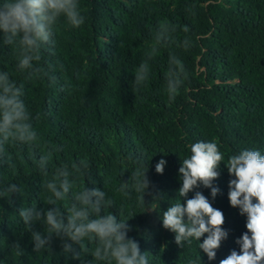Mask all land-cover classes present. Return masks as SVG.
<instances>
[{
    "label": "trees",
    "instance_id": "trees-1",
    "mask_svg": "<svg viewBox=\"0 0 264 264\" xmlns=\"http://www.w3.org/2000/svg\"><path fill=\"white\" fill-rule=\"evenodd\" d=\"M80 4L85 23L69 28L61 18L55 45L44 46L41 60L34 62L42 70L39 75L30 77L17 68L16 49L4 45L0 34V71L23 84L41 141L63 147L53 157L48 177L36 167L39 152L35 159L27 150L20 153L14 167L0 165V187L16 183L23 188L12 195L11 203L0 198V264H98L90 254L73 258L81 253L80 246L55 235L50 250L34 252L31 232L18 214L34 201L40 210L56 207L46 204L48 193L41 185L51 178L52 169L80 159H87L89 171L79 178V186L105 191L116 205L108 211L118 219L119 209L123 218L133 216L126 222L127 235L138 242L141 253H149V264H220L233 250L239 253L236 240L247 232V217L230 205L229 182L234 177L225 163L244 149L264 154V0H80ZM192 4L195 16L187 12ZM165 21L179 26V39L186 35L183 26H188L193 46L187 51L161 48L146 87L134 93L135 70ZM171 51L182 59L189 81L169 102L164 72ZM198 141L217 142L225 162L212 181L219 189L215 198L203 185L180 198L186 204L199 191L224 214L222 228L228 235L211 261L199 249L207 234L180 247L175 234L162 225L163 212L179 199L182 159ZM161 159L166 164L159 174L155 166ZM137 161L148 166L150 187L144 205L135 192L125 196L117 190L129 180ZM57 203L63 206L66 201ZM33 230L43 233L44 225L37 222ZM17 241L22 255L11 248ZM65 243L72 244L73 251L65 253Z\"/></svg>",
    "mask_w": 264,
    "mask_h": 264
},
{
    "label": "clouds",
    "instance_id": "clouds-1",
    "mask_svg": "<svg viewBox=\"0 0 264 264\" xmlns=\"http://www.w3.org/2000/svg\"><path fill=\"white\" fill-rule=\"evenodd\" d=\"M187 12L195 16L196 5L188 6ZM61 18L69 28L81 27L86 16L80 0L0 2L3 44L16 49L17 68L21 72H29L30 77L40 74L42 70L35 67L34 62L41 60L44 46L55 45L54 37ZM178 30V25L167 21L158 26L135 70L132 85L134 93H141L146 87L151 63L161 48L175 47L187 51L193 46L192 38L187 35L189 27L183 26L186 35L182 39L176 36ZM164 79L165 92L169 102H172L189 81V72L175 51L169 53ZM24 96L23 84L18 85L10 78L9 72L0 71V165L14 167L20 153L27 150L29 158L35 159L39 152L36 167L44 177H48L52 159L56 153L63 151V147L41 141ZM189 147L190 155L182 159L179 168L182 180L177 194L179 199L163 212L162 225L175 234V243L180 247L185 243L190 245L193 239L199 241L207 234L203 242L199 243V249L211 261L228 235L222 228L224 214L213 208L199 191L195 192L193 198L187 199L186 204H182L180 198H186L190 191L200 185L211 188V195L215 198L219 189L212 187V181L219 176L217 169L224 162V156L215 141H198ZM165 164L166 161L161 159L155 171L162 174ZM225 165L234 177L229 182L230 205L239 208L241 215H246L247 232L236 240L240 252L233 250L220 264H264V154L259 150L244 149L230 156ZM88 171L87 159L55 167L51 178H46L41 187L48 193L46 204L56 207L40 210L34 201L30 206L18 210L25 230L31 232L33 251L50 250V241L55 235L80 246L81 253H74L75 259H80L81 254H90L98 264H149V253H141L138 242L128 238L129 226L126 222L133 216L125 219L122 209H119L118 219L108 211L116 205L105 191L79 186V178L87 176ZM147 171V164L137 161V167L131 172L129 180L121 182L117 190L125 196L135 192L139 202L144 205V196L150 187ZM22 191L23 188L16 183H8L0 187V198L11 203L12 195ZM58 201L66 203L60 206ZM151 209L155 210L153 207ZM37 222L44 225L43 233L33 230ZM72 244L63 245L65 253L73 251ZM11 248L17 255L23 254L24 250L18 241L11 244Z\"/></svg>",
    "mask_w": 264,
    "mask_h": 264
}]
</instances>
